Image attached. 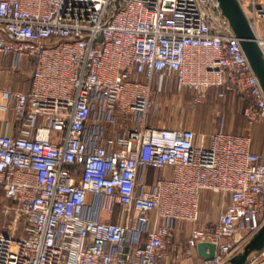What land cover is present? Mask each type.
I'll use <instances>...</instances> for the list:
<instances>
[{
  "label": "built area",
  "instance_id": "obj_1",
  "mask_svg": "<svg viewBox=\"0 0 264 264\" xmlns=\"http://www.w3.org/2000/svg\"><path fill=\"white\" fill-rule=\"evenodd\" d=\"M238 3L264 58V0ZM0 53L13 67L34 58L29 85L2 91L14 132H0V195L14 218L0 264H173L199 241L213 253L191 264H218L263 221L251 127L264 91L218 0H0ZM170 83L194 103L244 94L245 130L153 124V93ZM205 189L220 210L197 224Z\"/></svg>",
  "mask_w": 264,
  "mask_h": 264
},
{
  "label": "rangeland",
  "instance_id": "obj_2",
  "mask_svg": "<svg viewBox=\"0 0 264 264\" xmlns=\"http://www.w3.org/2000/svg\"><path fill=\"white\" fill-rule=\"evenodd\" d=\"M153 98L155 118L152 123L155 125L185 126L205 134H209L219 127L236 132L244 131L247 126L242 114L247 98L242 93L227 92L225 97L219 98L215 96L213 90H209L202 96L201 101L194 103L190 99L188 90L177 92L173 84L170 83L164 90L153 93ZM127 126H130L129 122H127ZM251 132L254 146L258 149L264 148V123H254ZM148 172L150 176L152 168ZM220 200L221 196L218 193L208 189L204 190L200 196L199 223H208L216 218L220 210ZM13 218L14 212L5 210L0 195V229H9ZM21 230V222L17 221L16 232H21ZM184 231L183 228L182 236ZM242 240L238 241L236 247ZM187 261L188 264H191L192 259L188 258Z\"/></svg>",
  "mask_w": 264,
  "mask_h": 264
},
{
  "label": "water",
  "instance_id": "obj_3",
  "mask_svg": "<svg viewBox=\"0 0 264 264\" xmlns=\"http://www.w3.org/2000/svg\"><path fill=\"white\" fill-rule=\"evenodd\" d=\"M218 4L233 32L239 38L244 53L264 91V58L259 46L253 38L252 30L238 0H218ZM214 247V243L210 241H199L196 243L197 253L205 258L212 255ZM263 249L264 219L256 230L248 234L242 240L231 255L218 264H246Z\"/></svg>",
  "mask_w": 264,
  "mask_h": 264
},
{
  "label": "crops",
  "instance_id": "obj_4",
  "mask_svg": "<svg viewBox=\"0 0 264 264\" xmlns=\"http://www.w3.org/2000/svg\"><path fill=\"white\" fill-rule=\"evenodd\" d=\"M34 64V58L31 56H22L18 60L17 66H12V58L9 54L0 53V132L13 133L14 132V121L9 109H3L2 105L5 103V98L2 95L4 89H24L29 85L31 69ZM255 149H258L254 146ZM168 172L170 169H167ZM204 190L201 192V194ZM217 193V192H216ZM220 196L221 194L218 193ZM217 217V216H216ZM216 219V218H215ZM214 219V220H215ZM212 220V221H214ZM201 224V223H197ZM204 224V223H202ZM193 224L191 222H182L180 226L175 228L172 241L184 242L186 236L189 233V229ZM184 228V235L182 236L181 230ZM245 236L242 230H238L236 237L242 240ZM182 237V238H181ZM183 239V240H182ZM181 243L180 250L183 249V244ZM168 259L171 261L174 255L173 242L167 244ZM199 255L196 248L193 249L190 258L196 259ZM187 259L184 256L177 261L174 260L173 264H188Z\"/></svg>",
  "mask_w": 264,
  "mask_h": 264
},
{
  "label": "trees",
  "instance_id": "obj_5",
  "mask_svg": "<svg viewBox=\"0 0 264 264\" xmlns=\"http://www.w3.org/2000/svg\"><path fill=\"white\" fill-rule=\"evenodd\" d=\"M237 132H241V131H237Z\"/></svg>",
  "mask_w": 264,
  "mask_h": 264
}]
</instances>
